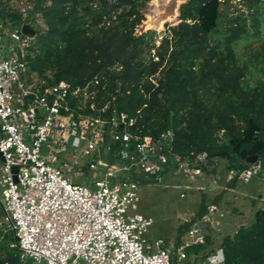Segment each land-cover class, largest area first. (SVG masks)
<instances>
[{"label": "built area", "instance_id": "2783aa9c", "mask_svg": "<svg viewBox=\"0 0 264 264\" xmlns=\"http://www.w3.org/2000/svg\"><path fill=\"white\" fill-rule=\"evenodd\" d=\"M27 9L19 8L23 19ZM34 38L13 28L0 41V208L1 226L12 235L8 249L31 264H223L221 254L186 252L205 245L215 205L193 222L187 242L155 248L145 239L152 219L135 210L141 177L192 182L219 160L205 152L175 153L171 129L155 140L142 135L114 98L97 100L88 85L69 91L65 82L30 83ZM253 179L264 181L258 160L226 171L228 182Z\"/></svg>", "mask_w": 264, "mask_h": 264}, {"label": "trees", "instance_id": "16d2710c", "mask_svg": "<svg viewBox=\"0 0 264 264\" xmlns=\"http://www.w3.org/2000/svg\"><path fill=\"white\" fill-rule=\"evenodd\" d=\"M6 1L29 7L23 19L19 6L0 4V21L34 30L28 72L44 86L65 82L72 91L88 85L97 100L114 98L117 111L134 117L142 135L155 140L171 129L172 150L180 155L205 152L225 160L226 171L248 167L252 156L264 165V44L247 57L237 54L239 44L261 42L264 14L258 4L250 26L241 16L231 19L219 45L209 36L224 0H187L178 23L155 47L153 31L135 33L150 0ZM249 74L258 76L253 84ZM205 211L202 205L197 217ZM262 212L259 223L223 240V264H264ZM204 246L186 252L202 253ZM13 251L0 264H31Z\"/></svg>", "mask_w": 264, "mask_h": 264}, {"label": "rangeland", "instance_id": "374dc122", "mask_svg": "<svg viewBox=\"0 0 264 264\" xmlns=\"http://www.w3.org/2000/svg\"><path fill=\"white\" fill-rule=\"evenodd\" d=\"M185 1L150 0L146 2L141 9L144 20L136 28L135 33L153 31L155 47L159 46L167 35L168 29L178 23L179 7ZM0 4L12 8L21 7L17 5L18 3L6 0H0ZM257 4L259 12L264 14V0H224L219 9L220 19L216 30L209 36L210 43L221 45L231 24L230 20L233 18L238 16L246 18L249 27L250 14L254 12ZM38 22L41 27L44 26L40 20ZM11 29L8 23L1 25V42H6V33ZM262 31L260 43H250L248 48H244L243 44L237 46V54L240 58L247 57L248 50H256L259 44H264V24ZM257 77V75L249 74L248 80L253 84ZM26 79L35 85L43 84L29 72ZM223 140L226 142V139ZM226 165L223 159L217 165L210 162L204 168V177L192 182L173 178L164 184H156L147 177L140 178L135 210L152 219V225L148 227L145 235L146 241L152 248L156 247L157 242L167 245L170 241L177 242V238L179 242H187V232L193 222L199 218L197 216L202 205L206 207L213 204L218 211V214H215V222L206 225L207 243L202 255L207 253L212 258H220V245L223 240L227 237L232 238L239 229L249 228L254 223L256 212L264 209V181L253 179L246 184L237 180L228 182ZM181 193L185 195L184 198H180ZM1 221L0 208V260L14 253L13 250L8 249L12 235L1 226Z\"/></svg>", "mask_w": 264, "mask_h": 264}, {"label": "water", "instance_id": "95a60500", "mask_svg": "<svg viewBox=\"0 0 264 264\" xmlns=\"http://www.w3.org/2000/svg\"><path fill=\"white\" fill-rule=\"evenodd\" d=\"M187 1V0H186ZM185 1V2H186ZM183 4V3H182ZM21 33L22 34H29V35H32V36H35V32H34V30L33 29H31L29 26H27V25H23L22 27H21ZM0 136H1V131H0ZM257 161V157L256 156H252V157H250V158H248L247 159V163L248 164H254L255 162ZM1 163H4V159H3V157H2V155L0 154V164ZM12 173H16V169L15 168H13L12 169ZM15 181H16V178H15V176H14V178H13ZM263 216V212H262V210H259V211H257L256 212V214H255V217H256V223H259V221H260V217H262Z\"/></svg>", "mask_w": 264, "mask_h": 264}, {"label": "crops", "instance_id": "0c3cea01", "mask_svg": "<svg viewBox=\"0 0 264 264\" xmlns=\"http://www.w3.org/2000/svg\"><path fill=\"white\" fill-rule=\"evenodd\" d=\"M258 208L261 209L260 207H258ZM259 209H258V210H259ZM256 211H257V210H256Z\"/></svg>", "mask_w": 264, "mask_h": 264}]
</instances>
